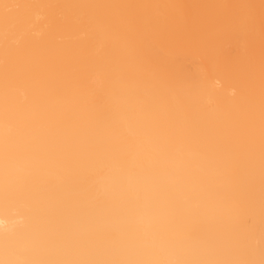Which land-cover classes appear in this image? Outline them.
<instances>
[{"label":"snow or ice","instance_id":"obj_1","mask_svg":"<svg viewBox=\"0 0 264 264\" xmlns=\"http://www.w3.org/2000/svg\"><path fill=\"white\" fill-rule=\"evenodd\" d=\"M0 211V264H264V0H0Z\"/></svg>","mask_w":264,"mask_h":264},{"label":"bare ground","instance_id":"obj_2","mask_svg":"<svg viewBox=\"0 0 264 264\" xmlns=\"http://www.w3.org/2000/svg\"><path fill=\"white\" fill-rule=\"evenodd\" d=\"M35 3H121V4H170V3H182V4H230V3H249L259 4L260 0H30ZM36 39H42L43 37H34ZM90 39V33L86 29H80L76 31L72 37L73 54H94L101 50L102 45L105 43L106 37L101 34L96 37V44L93 48L83 49L80 45L86 44ZM225 50H232L235 45L231 40H225L223 43ZM244 48V40L241 39L239 50L242 52ZM168 59L171 66L181 74H187L188 68L195 67L200 63L206 62L204 54L196 47L187 43L186 38L176 37L169 40L164 48V51L160 53ZM96 83H100L99 76L94 77ZM223 83V80L221 81ZM231 89H226V95H231ZM0 220H4L6 227L12 229L18 227L24 223L25 217L22 212L10 211L5 214L0 211ZM243 233V228H241Z\"/></svg>","mask_w":264,"mask_h":264}]
</instances>
